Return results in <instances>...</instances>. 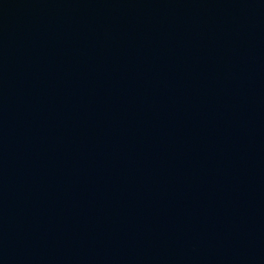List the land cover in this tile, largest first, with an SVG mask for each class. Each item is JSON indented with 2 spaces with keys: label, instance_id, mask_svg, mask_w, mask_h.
Here are the masks:
<instances>
[{
  "label": "water",
  "instance_id": "1",
  "mask_svg": "<svg viewBox=\"0 0 264 264\" xmlns=\"http://www.w3.org/2000/svg\"><path fill=\"white\" fill-rule=\"evenodd\" d=\"M0 264H264V0H0Z\"/></svg>",
  "mask_w": 264,
  "mask_h": 264
}]
</instances>
